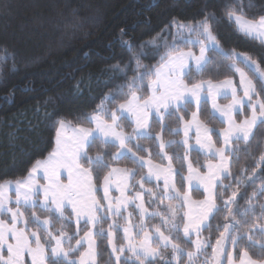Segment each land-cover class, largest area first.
Listing matches in <instances>:
<instances>
[{"label": "snow or ice", "instance_id": "6c2138e0", "mask_svg": "<svg viewBox=\"0 0 264 264\" xmlns=\"http://www.w3.org/2000/svg\"><path fill=\"white\" fill-rule=\"evenodd\" d=\"M241 4L242 0H230L221 5L219 15L215 11H203L195 23L173 20L169 26L175 29L171 42L161 39L156 43L154 38L133 45L122 41L130 59L123 67L113 66V71L121 75L123 83L91 113L82 115L81 119L89 126H73L69 135L68 122L53 118L50 123L55 130V147L47 158L36 160L23 178L0 182V216L8 217V220L0 219V264H28L26 256L31 257L30 264H96L97 237L111 245L112 253L116 254L114 264H121L120 254L125 250L135 258V264H194L206 255L204 250L208 248H211L212 264H264V242H261L264 241V226H261L264 204L260 205V224L247 219L249 214L256 217L253 201L258 195L264 199V184L250 196L245 193L242 199L248 207L241 211L237 205V212L233 213L240 179L246 170L241 168L236 177L231 171L233 160L240 162L239 145L248 144L257 121L264 127V101L259 98L264 92V69L250 56L234 49L225 51L213 30L227 20L236 31L264 47V14L249 19ZM5 10L0 8V12ZM135 48L155 51L135 54ZM149 55L159 58L157 65L149 67L142 63L141 58ZM213 57H219V63L239 75L242 92L238 93L232 79L218 83L211 79L191 80L193 72L202 75L216 63ZM4 62L7 63V55ZM240 64L253 73L260 85L259 92ZM218 98L229 102L218 103ZM202 104L212 121L226 127H209L200 116ZM245 108L250 110V115L237 122L235 117L243 115ZM181 113L190 118L186 120ZM152 115L162 130L182 137L165 141L159 133L155 134L160 149L156 155L161 161L167 160V166L155 163L151 152L138 142L153 138V133L148 131ZM166 117H175V128L165 124ZM122 120L134 124L131 133L124 131ZM190 133H193L191 137ZM190 138L194 143H189ZM173 144L183 149V155L178 157L181 161L188 159L192 151L202 152L206 171L201 173L188 159V176L183 175V168L177 172L172 157L163 151ZM97 146L96 154L89 155ZM249 147L244 148L245 154ZM259 160L264 163V154ZM124 161L134 167H120ZM193 173L197 186H202L206 193L202 200H194L190 191L181 190L185 180L192 188ZM176 176L180 177L181 188L176 187ZM244 178L251 180V176ZM225 180L234 183L225 184ZM146 183H154L159 193L145 188ZM113 190L119 195L113 196ZM145 193L149 196L147 207ZM225 193H229L227 198ZM165 200L169 203L159 211L157 205ZM129 206L132 212L128 211ZM25 211L29 213L27 217ZM133 213L138 217L136 224L132 221ZM237 215L241 217L239 220ZM157 216L160 224L145 222L146 218L151 222ZM221 216L223 223L218 219ZM65 222L75 224L71 235ZM117 231L122 232L123 243L119 246L115 243ZM204 232L209 236L205 237ZM257 234L259 239L255 238ZM9 235L14 242H9ZM181 241L193 247H181ZM250 248L257 249L255 255L250 254ZM168 252L170 256L165 255ZM71 253H76L78 259L70 258Z\"/></svg>", "mask_w": 264, "mask_h": 264}, {"label": "trees", "instance_id": "16d2710c", "mask_svg": "<svg viewBox=\"0 0 264 264\" xmlns=\"http://www.w3.org/2000/svg\"><path fill=\"white\" fill-rule=\"evenodd\" d=\"M226 2L230 0H0V8L6 9L0 12V182L23 178L36 160L47 158L55 146V130L50 123L53 118L64 119L72 127L78 124L89 126L81 119L82 115L91 113L106 95L113 93L117 85L123 83L121 75L113 71V66L119 64L123 67L130 59L122 41L133 45L145 44L154 38L156 43H160L161 39L171 42L175 29L169 26L173 20L195 23L206 10L215 11L219 15L221 5ZM241 7L249 19L264 14V0H242ZM237 11H240L239 7ZM213 30L225 51L234 49L237 53L250 56L264 69V47L257 41L240 34L227 20L214 26ZM133 51L139 54L140 51L154 52L155 49L135 48ZM5 55L7 63L4 62ZM212 55L210 52L209 56ZM158 59L152 55L141 58L142 63L149 67L157 65ZM213 59L216 63L210 65L202 75L193 72L191 80L211 79L218 83L232 79L240 93L237 75L219 63V57ZM239 66L253 80L259 92L260 85L253 73L244 65ZM259 98L264 101V92L260 93ZM228 102L220 101L221 104ZM203 108L202 104L200 116L209 127H225L218 121H212ZM207 108L210 110L209 104ZM191 110L194 109L189 111ZM181 114L186 120L190 118L187 114ZM247 115H250V111L245 108L244 114L237 115L235 119L239 122ZM155 120L152 117L148 129L153 133V138L139 139L138 142L151 152L155 163L165 166L166 160L161 161L156 155L160 149L155 134L159 133L165 141L179 140L182 137L170 135L167 129L162 130ZM121 123L124 131L131 133L133 125L130 120H122ZM165 124L175 128V117H166ZM212 139L217 141L215 135ZM130 146L136 151L134 145ZM219 146L217 141V147ZM245 147H249L247 154L244 152ZM239 149L240 162L235 163L233 160L231 163L232 175L236 177L243 168L246 170L244 177L251 176V180L241 177L239 195L232 206L233 213L237 212V205L241 211L248 207V203L242 199L245 193L250 196L253 190L264 184V163L259 160L260 155L264 154V127L260 123L254 129L248 144H240ZM98 150L99 146L91 149L89 155H95ZM164 152L172 157V165L177 172L183 168V175L186 177V161L178 158L183 155V149L178 144H173L171 147L166 146ZM138 155L147 157L148 153L138 152ZM188 157L194 168L201 173L206 171L202 166L206 163L202 153L192 151ZM119 166L134 167L128 161L121 162ZM95 175L94 171L93 176ZM175 183L177 188H181L179 176L175 177ZM224 183L234 181L225 180ZM145 188H152L159 193L153 183H146ZM181 190L185 191V181ZM100 195L98 192L97 196ZM191 195L194 200L204 199V194L196 189L191 191ZM228 195L229 193H225V198ZM144 200L147 207V193ZM167 203L169 201L165 200L158 204L157 209L163 211ZM253 203L256 206V217L249 214L247 219L250 223L255 219L260 224V205L264 204V199L258 195ZM217 204H220L219 198ZM128 211L132 212V207ZM28 215L25 211V216ZM0 218L8 219L6 216ZM240 218L239 215L236 216L237 220ZM218 219L221 223L224 222L222 216ZM132 221L133 224L138 222L135 213ZM145 222L150 225L160 224V217L157 216L151 222L146 219ZM65 226L71 235L75 224L65 222ZM203 235L208 237L209 233L204 232ZM215 236L213 231V242ZM255 238L259 239V235ZM115 243L117 246L123 243L122 232H116ZM96 247V264H114L106 240L97 237ZM181 247L191 249L193 246L181 241ZM204 252L206 255L200 256L194 264H204L205 260L211 262V248ZM249 252L255 255L257 249L250 248ZM165 255L170 256L171 253ZM71 258L78 259V256L73 253ZM126 259L127 264H135V258L127 251L122 254L121 264Z\"/></svg>", "mask_w": 264, "mask_h": 264}, {"label": "crops", "instance_id": "0c3cea01", "mask_svg": "<svg viewBox=\"0 0 264 264\" xmlns=\"http://www.w3.org/2000/svg\"><path fill=\"white\" fill-rule=\"evenodd\" d=\"M241 34V33H240ZM237 75V78H238V81H239V75L238 74H236ZM241 89V88H240ZM241 92H242V89H241ZM222 99H220V98H218V103H220V101H221ZM209 106H210V108H211V105H210V103H209ZM250 111V110H249ZM152 117H155L154 115H152V116H150L149 117V121H148V123L150 124V121H151V119H152ZM131 122V121H130ZM260 122L259 121H257V125L259 124ZM133 125V127H134V124H132ZM256 125V126H257ZM225 127H226V125H225ZM71 128H72V126H70V125H68V134L69 135H71ZM256 128V127H255ZM254 128V129H255ZM149 129V128H148ZM254 129H253V131H254ZM193 135V133H190V137ZM250 139V138H249ZM189 143H194V140L193 139H191L190 138V140H189ZM55 147V146H54ZM202 153V152H201ZM203 154V153H202ZM186 170H187V163H188V161L186 160ZM165 166H167V162H166V165ZM65 175L66 174H64V175H62V177H61V179L63 180L64 179V177H65ZM188 176V171H187V174H186V177ZM44 181H41V183H43ZM65 182H66V180H65ZM154 184V183H153ZM160 184H161V186H162V184H163V180H161L160 181ZM155 185V184H154ZM194 189H196V190H199V191H201L203 194H204V196L206 195V193L204 192V189H203V187L202 186H197V181H196V179H195V173H193V181H192V188H189L188 187V182H187V180H185V191H192V190H194ZM112 195L113 196H117V195H119V193L118 192H116L115 190H113V192H112ZM131 206H129V208H130ZM128 208V209H129ZM7 217V216H6ZM8 218V217H7ZM1 219V218H0ZM147 219V218H146ZM146 219H145V221H146ZM8 220V219H7ZM74 223V222H73ZM17 227H20V225H17ZM9 242H14L13 241V239H12V237L9 235ZM109 245V249H110V252H111V255L113 256V259H114V261H115V255L116 254H113L112 253V249H111V245L110 244H108ZM85 248H86V246H85ZM84 249H82V251H83ZM125 251H127V250H125ZM128 252V251H127ZM72 254L73 253H71L70 254V258H71V256H72ZM121 255V258H122V254H120ZM130 255H131V253H130ZM26 261L30 264V261H31V257L30 256H26ZM96 260H97V247H96V258H95Z\"/></svg>", "mask_w": 264, "mask_h": 264}, {"label": "rangeland", "instance_id": "374dc122", "mask_svg": "<svg viewBox=\"0 0 264 264\" xmlns=\"http://www.w3.org/2000/svg\"><path fill=\"white\" fill-rule=\"evenodd\" d=\"M158 144H159V141H158ZM165 149V148H164ZM164 149H163V151H164ZM191 153V152H190ZM188 159H189V157H188ZM188 159H186L187 161H188ZM185 160V161H186ZM166 162H167V160H166ZM186 164V163H185ZM146 194V193H145ZM208 264H211V262H208Z\"/></svg>", "mask_w": 264, "mask_h": 264}, {"label": "water", "instance_id": "95a60500", "mask_svg": "<svg viewBox=\"0 0 264 264\" xmlns=\"http://www.w3.org/2000/svg\"><path fill=\"white\" fill-rule=\"evenodd\" d=\"M211 264H212V262H211Z\"/></svg>", "mask_w": 264, "mask_h": 264}]
</instances>
